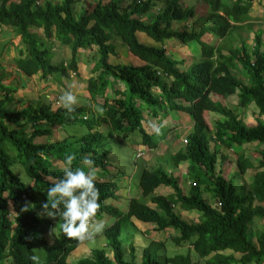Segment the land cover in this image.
Here are the masks:
<instances>
[{
	"label": "trees",
	"instance_id": "1",
	"mask_svg": "<svg viewBox=\"0 0 264 264\" xmlns=\"http://www.w3.org/2000/svg\"><path fill=\"white\" fill-rule=\"evenodd\" d=\"M82 2V11L75 5ZM254 0H198L192 7L180 0H110L106 3L87 0H62L53 3L43 0H0V27H11L13 35L21 38L17 56L10 59L20 72L28 77L40 74L43 80L70 71L78 73L80 51L93 50L98 62L87 81L90 99L104 96L102 115L97 117L84 113V107H75L69 119L63 108L53 109L46 101L38 108L31 105L12 111L9 104L18 88L4 83L6 74L0 72V264H73L69 255L84 242L68 238L60 230L59 220L54 221L42 214L41 204L46 202V190L62 176L66 154L74 156L73 167L83 157L94 161L106 175L109 174L106 136L99 130L104 123L113 134L141 135L143 143L150 148L158 145L144 129V114L141 104L157 108L162 104L170 110L186 112L194 121V129L185 139L187 143L172 157L174 167L188 163L187 172L193 183L188 192L178 185V178L163 167L146 169L140 177L143 198H133L127 212L104 201L116 197L118 183L96 181L100 208L96 217L105 214L116 219L104 234L106 248L94 249L91 255L74 264H197L191 255H176L160 261L162 243L149 240L142 256L132 253L124 257L121 234L124 224L133 217L155 225V230L172 227L179 232L173 241L177 246L189 242L192 249L205 264H264V233L251 239L249 224L255 217L264 220V121L246 123L243 116L227 106L221 99L213 100L211 94L228 98L237 93L239 106L248 108L254 104L264 117V40L263 31L255 33L254 45H247L242 34L239 48L225 54L217 46L205 40L209 33L219 39L235 37L241 29L253 31L250 16ZM158 2L163 8L145 21L142 17L151 13ZM206 15V23L199 29L195 26L198 14ZM185 20L182 29L172 27L173 22ZM37 30L42 31L39 35ZM137 32L146 33L155 42L177 39L183 44L197 42L201 47V60L181 70L177 60L166 54L159 46L140 41ZM239 33V32H238ZM111 34L118 36L129 51L145 62L143 65L113 64L109 61L115 47L110 43ZM58 47H46V43ZM12 45L9 41L2 49ZM68 46L71 55L59 64L50 57ZM95 48V49H94ZM66 50V49H65ZM55 52V51H54ZM0 51V57L3 58ZM171 82L168 83V80ZM122 83L124 90L115 89ZM121 97L110 99V90ZM157 90V92H155ZM92 107V106H91ZM154 114L155 110H153ZM211 113L221 119L212 124ZM25 121L32 130L26 133L19 126ZM78 123L87 126L88 133L75 132L61 141L36 143L38 136L51 135L53 126L66 130ZM13 125L14 128H11ZM51 127V128H50ZM214 145H211V142ZM254 143L260 149L257 166L244 153L237 151L236 168L232 159L221 152ZM21 164L33 185L24 184L12 167ZM251 168H257L245 195L235 185ZM227 173V176H225ZM165 185L174 189V194L156 195L155 190ZM211 191L219 209L207 201L203 190ZM154 207H151L147 201ZM258 201L259 205H254ZM180 204L185 210L201 213L198 222H188L175 213ZM41 210V214L40 211ZM47 235L54 240L48 242ZM132 250H134L132 248ZM113 253V258L109 253ZM38 257L32 261L30 257ZM43 259V262H40Z\"/></svg>",
	"mask_w": 264,
	"mask_h": 264
},
{
	"label": "rangeland",
	"instance_id": "2",
	"mask_svg": "<svg viewBox=\"0 0 264 264\" xmlns=\"http://www.w3.org/2000/svg\"><path fill=\"white\" fill-rule=\"evenodd\" d=\"M13 1L17 2L18 0H13ZM43 1L44 3L47 1H51L53 3L62 2V0H43ZM93 1H99V0H87L88 5L92 4ZM101 1L105 3L110 0H101ZM157 4H161V6H163V2H158ZM255 4H254L255 9H252L250 13L252 17H259L260 20L258 22H253L254 18H251L252 20H248V22H253V31L245 32L244 35H242L244 38H247L246 39L247 45H251V46L254 45L255 33L258 30L263 31V40H264V0H257ZM81 9H82V2L79 1L75 5V10L76 12H79ZM159 11H160L159 9L154 7L152 12L146 14V16L152 15V13H154L156 16V13H158ZM195 22L197 24L195 27L199 29L201 27L200 21L196 20ZM184 24H185V20L181 22H177V29H182ZM37 32L39 35H42L41 30H37ZM17 37L18 36L13 35V33L2 34L0 36V51L3 52V54L5 55L4 57L5 59L0 57V72L3 71L6 74V77H4L3 81L6 85H12V86L14 85L18 88L17 92L14 93L15 100L9 104L10 110L15 111V110L21 109V107L27 103H30V105H32L33 107H38L41 103L46 102V101L51 102L53 107L57 108L58 105H60L59 96L61 95L63 91L67 90L69 86H71V90L73 94L77 92L76 96L78 99V103L74 107H84V113L92 117H97L103 114L104 108L102 106L104 103V96L102 98H99L98 100H94V99L92 100L90 99L91 95L86 87L87 80L91 77V74H92L91 65L93 63H96L98 59V57L95 56L96 60H94L93 50H85L81 52V55L79 56V59L82 62L80 63L81 72H79L81 76H79L78 74L74 75V72H71L72 76H70V74L68 76H65L62 74H56L54 76H51L48 81L44 80L48 84L38 83L34 85L36 81H39V82L41 80L43 81V79L39 75L37 76L35 75L33 77H28L25 74L24 76H21L20 74L18 76L13 75V71H12L13 64L10 62V59H13L14 57L17 56L18 48L14 46L15 48L2 49L5 46V43H8L9 41L12 44H14L13 39H16V42L19 41L20 43L21 38L18 37V39H20L18 40ZM237 39L238 40L234 38L227 39L226 42L224 43V47H230L229 50L239 48L240 43H241V38L238 37ZM110 43H112V45L115 47V52L119 54L122 59H124V56L126 57L129 55V53H131L128 47L122 42V40L114 34H111ZM192 44L199 47V52L201 51V47L199 46L197 42H192ZM10 46L11 45H8L6 47H10ZM46 47L50 48V47H58V46L57 44L52 46L50 43L47 42ZM167 47L170 48L174 46L168 45ZM64 48L66 50L62 49L60 53L58 52L61 50V48H58L57 51L54 49L53 51H55L56 53L55 57L51 56V52H50V57L54 64H59L60 62H62L64 59L68 58L71 55L70 48L68 46ZM229 50H228V53H229ZM117 54L115 57L110 56L109 61L112 63H116L117 59L119 58ZM117 62H119V64H122L120 60ZM126 62H129V61L126 60ZM183 65L186 67V64H183ZM78 70H79V67H78ZM47 88L49 89L46 91H43L44 89H47ZM116 88L122 89L123 86L117 85ZM109 95L111 96L110 99L113 102L116 94L113 93L112 88L109 92ZM120 96L121 95L117 97H120ZM2 97H3V94L0 93V99ZM228 99L229 100H228L227 106L234 109L237 113L242 114L243 119L247 123L251 125H255L257 124L258 120L264 121V117H261L259 115L257 108L255 107L254 104H252L250 108L246 109V108L240 107L239 102L233 101L234 98H228ZM57 100H58V104L56 102ZM214 100L217 101V99H214ZM140 106L143 111H145L148 108L144 103H141ZM174 113H180V115H184L190 121H193L191 115L188 113L180 112V111H174ZM218 116L222 117L219 114L211 113L208 116V118H210V122L214 124L216 119H218ZM8 125L11 126V128H14L13 125H10V124ZM157 127L155 128V130L157 129ZM169 127H171L172 129L170 128L171 131L169 130L170 132H168L167 138L161 140V142L159 143V149L157 150L155 149L154 151L150 153V155L151 154L153 155V153H155L156 157L159 156L162 159H165L166 156H168L166 152L170 150L168 161L171 163L168 166H166L165 164H163L162 161L157 160L155 156L151 157L148 163L145 162L146 148L145 146H142V147L137 146V143H136L137 139L142 138L141 135H139L138 133L113 134L111 132L110 127L103 123L99 127V130L106 136L107 146H108V149L110 150V154L108 157L109 163L115 169L117 168V169L122 170L120 174H116L118 172H115L113 169L111 174L107 175V177L110 180H113L119 184L118 182L119 175L121 176L124 173L130 175L133 172V169H136V170L142 169L144 166V162H145V164H147L146 166L149 168H152V167L154 168V166L155 167L163 166V168L168 169V173L178 178V185L184 191V193L188 192L193 183V180H191L189 176L187 175L185 176L182 173V171H185L184 168L182 167L179 168V166L174 167L172 163V154L175 150L178 151V149L176 148H180L184 146V141L182 142L181 138H185V135L183 134V131L176 130L174 128L175 127L174 125L170 124ZM19 129H22V130L24 129L26 133L28 134L32 132L29 125L25 123V121L21 124V126H19ZM193 129L194 127L189 131V133H191ZM176 131H177V135H176L177 137H175ZM74 132L78 135H82V134L88 133V129L86 125L81 124V123L67 127V129L64 130V132L60 128L54 126L53 133L51 135L38 136L34 139V142L51 143L55 141H61L64 138H66L67 135L73 134ZM156 136L157 138L160 137L159 135H156ZM175 144H176V148L174 149L173 146H175ZM211 145L212 146L214 145L213 141L211 142ZM258 148L259 147L256 144L248 143V144H244L243 146L239 148H235V149H224L223 148L221 152L225 153L232 159L233 163L231 166L234 170L236 168L235 162L238 156L237 151H240V150L244 151L246 156L250 157L253 163L257 166L259 162V159L257 158L258 157L257 153L260 150ZM139 153L141 154L139 155ZM95 168H96V171L101 172V169L99 167H95ZM12 169L24 184L33 185L34 181L29 176H27L21 164L15 165L14 167H12ZM256 171H257V168H251L243 177L235 180V185L237 186L240 192H243V194L246 195L248 193L249 185L252 182ZM225 176L228 177L227 173H225ZM96 181H99V180H96ZM166 187H169V186L160 185L159 188L155 190L154 194L155 193L159 194L160 189H163ZM121 188L122 187H120L119 189ZM119 192L117 190L116 197L106 199L104 201V204L105 205L113 204L119 207L120 209L124 210V201H122L120 196L118 195ZM161 192L164 195L174 194V189L170 187L169 189H166V190L163 189ZM134 193L138 194L139 196V193L136 190H134ZM203 196L207 201H209L213 205V207H216L217 209H219L220 204L217 200H214L213 195L210 190L204 189ZM141 198H143V195ZM108 200H111V202L107 203ZM254 205H259V202L254 201ZM150 206L154 207L153 204H150ZM174 210L177 215H179L182 219L187 220L188 222H194V221L197 222L200 219L201 213L199 211L185 210L184 208L181 207L180 204H177ZM39 212L41 214V210ZM108 217L110 219L109 224L105 225L102 231L103 234L101 232L100 234L95 235L93 238L88 239L87 240L88 243H85V245L80 246L81 245L80 244L77 247V249H75L74 252L71 253L69 257L70 262H74V259H75L74 254H76V252L79 250L84 251L79 255H87L89 253L91 255V251H93L94 249L106 248L108 241L106 239L104 232L106 228L111 225L110 223L116 220L114 217L110 215H108ZM51 219L56 222L58 221V217L51 218ZM105 223H108V222L106 221ZM143 227L144 229H147L146 234H139L138 231L133 226H131V223L123 225L121 240L123 242V249H124L123 253L126 259H131L133 252H135L136 256L139 257L140 259L142 256V251L144 247L147 246L150 243L149 240H151V241H156L158 243L163 244L159 251L160 261L162 263L164 262L166 257H174L176 255L190 254L193 262L197 264H205V261L202 258H200L199 255L192 249V246L190 245L189 242H186L180 246L176 245V243L173 241V238L175 236L180 235L176 229L172 227H168L164 230L154 231V229L152 227H149V225L147 224L144 225ZM262 233H264V220L258 217H255L253 221L249 224V235L251 239L257 240V237H259V235H261ZM47 240L48 242H52L54 240V237L52 235H47ZM132 248L134 250H132ZM109 255L111 258H113L112 252H110ZM82 258H86V257L80 256L77 262L80 261ZM40 262H43V259H40Z\"/></svg>",
	"mask_w": 264,
	"mask_h": 264
},
{
	"label": "crops",
	"instance_id": "3",
	"mask_svg": "<svg viewBox=\"0 0 264 264\" xmlns=\"http://www.w3.org/2000/svg\"><path fill=\"white\" fill-rule=\"evenodd\" d=\"M19 1V0H18ZM127 2H131L130 0H126ZM145 1V0H144ZM256 1L257 0H254L253 1V5H252V8L250 9V12H251V10L252 9H255V3H256ZM180 2L184 5V6H186V7H192V6H195V5H197L198 4V0H188V2H187V0H180ZM106 3V2H105ZM255 4V5H254ZM156 6V8L157 9H162L163 8V6H161V4H157V5H155ZM250 14V16H251V18H254L253 20V22H258L260 19H259V17H252V15H251V13H249ZM148 17L149 16H146V14L142 17V19L143 20H147L148 19ZM198 18H199V21H200V26H202V25H204V24H207L206 23V15H203L201 12H199V14H198ZM252 22V23H253ZM175 26V27H174ZM172 27L173 28H175V29H177V22H173V25H172ZM239 32V33H238ZM237 33H235V37H239L238 35H240V34H242V35H244V33L246 32V29H241V30H239ZM7 33H9V34H11V33H14L13 32V30H12V28L11 27H6V26H3V27H0V36L2 35V34H7ZM137 35H138V38L140 39V41L141 42H143V43H145V44H147V45H154V46H159V47H163V48H165L166 49V53H167V55H169L170 57H172L173 59H175V60H177L178 62H180L179 63V67H180V69L183 71V70H186L190 65H192V63H194V62H198L200 59H201V51L199 52V47H197L196 45H193L192 44V42L191 43H188V44H183V43H181L180 41H178L177 39H170V40H166L165 42H163V43H158V42H155L152 38H150L146 33H143V32H137ZM17 39H18V37H17ZM18 40H20V39H18ZM205 40L206 41H208L211 45H213V46H217L218 48H220L225 54L226 53H228V50H229V48L230 47H224V43L226 42V40L227 39H219V38H217V37H215V36H213V35H211V34H209V33H207V34H205ZM236 40H238V39H236ZM233 41V40H232ZM13 42H14V44H12L10 47H6V49H9V48H15L14 46H17L18 44H19V41H17L16 42V39H13ZM168 45H172V46H174V47H170V48H168L167 46ZM200 46V45H199ZM56 48V47H55ZM55 48H53L52 50H54ZM95 49V48H94ZM89 50V49H88ZM91 50V49H90ZM81 52H83V51H80V53ZM53 53H55L54 51H53ZM116 52L114 53V54H111L110 56H112V57H115L116 56ZM117 56H119V58L117 59V61H121V63L123 64H133V65H143V64H145V62L144 61H142L140 58H138L137 56H135V55H133L132 53H129V55L128 56H124V59H122L121 58V56L119 55V54H117ZM5 57V55H3V58ZM94 58V57H93ZM110 58V57H109ZM5 59V58H4ZM94 60H96L95 58H94ZM126 60H128L129 62H126ZM116 61V63H113V64H119V62H117ZM125 61V62H124ZM97 62H98V59H97ZM96 62V63H97ZM80 63H82L81 62V60L79 59V63H78V67H79V70H78V73L79 72H81V65H80ZM96 63H93L92 65H91V69H93V67H94V65L96 64ZM112 63V62H111ZM183 64H186V67L183 65ZM12 71H13V75L14 76H18L19 74L21 75V76H24V74L22 73V72H20L19 70H18V68L16 67V65L15 64H13V69H12ZM11 74V73H10ZM39 76H40V74H38ZM37 76V75H36ZM79 76H81L80 74H79ZM91 76H92V74H91ZM40 78V77H39ZM49 79H47V81H48ZM88 81V80H87ZM171 82V80L169 79L168 80V83H170ZM38 83H45V84H48L47 82H45L44 80L42 81H36L35 83H34V85L35 84H38ZM117 85H122L123 86V88L122 89H119V90H124L125 89V87H124V85L122 84V83H117L116 85H115V89H117L116 88V86ZM87 87V86H86ZM49 88H47V89H44L43 91H46V90H48ZM155 92H157V90H155ZM113 93H114V91H113ZM115 94V93H114ZM74 95H77V92L74 94ZM13 96H14V94H13ZM118 95H116V97H117ZM211 96H212V98H213V100L214 99H217V100H222L226 105H228V98H234V100L233 101H237V102H239V98H238V91H237V93L236 94H234V95H232V96H229L228 98H221V97H219L218 95H216V94H211ZM121 97V96H120ZM118 98V97H117ZM14 100H15V97H14ZM43 103H46V102H43ZM138 104H141V103H143V102H137ZM42 104V103H41ZM30 105V103H27V104H24L22 107H27V106H29ZM21 107V108H22ZM39 107V106H38ZM251 107V105L248 107V108H250ZM158 108H160V109H158ZM247 108V109H248ZM153 110H155V113H157V114H154L153 113ZM186 113V112H185ZM143 114H144V121H143V123H144V129L146 130V132L151 136V137H153V139L155 140V142L157 143V147L156 148H150L148 145H146V144H144L143 143V140H142V138H139V139H137L136 140V143H137V146H140V147H142V146H145V148H146V159H145V162H149V160H150V158L151 157H153V156H155V158L157 159V160H160V161H162L163 162V164H165L166 166H168L171 162H169L168 161V156L170 155V150L168 151V152H166L167 153V155L168 156H166V158L165 159H162L161 157H156V155H155V153H153V155L151 154L150 155V153L152 152V151H154L155 149L157 150V149H159V143L161 142V140H163V139H166L167 138V136H168V132H170L171 131V127H169V125L170 124H172V125H174L175 127V129L176 130H178V131H183V134L185 135V137L188 135V133H189V131L194 127V121H190L187 117H185L184 115H180V113H174V111L173 110H170L169 108H166V106L164 105V104H162L160 107H157V108H155V109H153V108H147L144 112H143ZM242 115V114H241ZM243 116V115H242ZM218 119H221V117H219L218 116ZM218 119H216V120H218ZM209 120H210V118H209ZM247 123V122H246ZM158 126V127H157ZM157 127V129L155 130V128ZM171 128V129H170ZM163 130V131H162ZM170 130V131H169ZM156 135H159L160 137L159 138H157V136ZM177 135V131L175 132V137H177L176 136ZM183 139H185V138H181V140H182V142L184 141ZM179 140H180V138H179ZM173 148L175 149L176 148V144H175V146H173ZM183 147H180V148H176V149H178V150H180V149H182ZM177 150H175L174 152H173V154H172V157H173V155L174 154H176L177 152H176ZM150 155V156H149ZM145 162H144V166H143V168L142 169H133V172L129 175V174H122L121 176L119 175V177H118V182H119V184H118V192H119V190H120V192L118 193V195L120 196V198H121V200L122 201H124V210H122V209H120L119 207V209L121 210V211H123V212H127L128 211V209H129V203H130V200H132L133 198H141L142 197V195H143V191H142V188H141V186H140V177H141V174L143 173V171H145L146 169H149V170H153V169H155V168H158V167H155L154 166V168L152 167V168H149V167H147L146 165L147 164H145ZM57 168H63L64 167V163L63 162H61V161H58V162H56V165H55ZM187 166H188V163H186V162H184V163H181L180 165H179V168H184L185 169V171H182V173L185 175L186 174V172H187ZM137 167V166H136ZM160 167H163V166H160ZM168 168V167H167ZM109 169H110V172H109V174H111V172H112V170L114 169V171L115 172H118V173H116V174H120L121 173V169H115L113 166H111V165H109ZM165 169V168H164ZM167 172H168V169H165ZM96 180H99V181H112V180H110L108 177H107V175L105 176L104 175V173H102V171L101 172H99V171H96ZM108 174V175H109ZM186 176V175H185ZM120 187H122L121 189H119ZM124 188V189H123ZM159 188V187H158ZM157 188V189H158ZM170 187H166V188H163L164 190H166V189H169ZM156 189V190H157ZM163 189H160V192H159V194H157V193H155L156 195H164V194H162V190ZM134 190H136L138 193H139V196H138V194H135L134 193ZM167 195H169V194H167ZM111 202V200H108L107 201V203H110ZM147 203L150 205L151 203H150V201L148 200L147 201ZM100 220H102L103 222H104V224L105 225H107V224H109V217H108V215H105L103 218H101ZM108 222V223H105V222ZM116 221V220H115ZM115 221H113V222H111L110 224V226H112L114 223H115ZM194 222H196V221H194ZM198 222V221H197ZM131 226H133L137 231H138V233L139 234H146V232H147V229H144V225H149V227H152L153 229L155 228V225H153V224H151V223H148V222H142V221H140V220H138L137 218H135V217H133L132 218V220H131ZM133 223V224H132ZM109 226V227H110ZM154 231H156L155 229H154ZM102 234H103V232H102ZM147 236V235H146ZM87 240L88 239H86V241H84L80 246H82V245H85V243H88L87 242ZM107 246V245H106ZM146 247V246H145ZM145 247H144V249H145ZM77 249V248H76ZM102 249V248H101ZM143 249V250H144ZM91 251V250H90ZM74 252V251H73ZM82 252H84V251H82V250H79V251H77L76 252V254H78V255H76V254H74V256H75V259H74V262H70L69 261V257H70V255H69V257H68V259H67V261H68V263H77V260H78V258H80V256L81 257H88L89 255H90V253L89 254H87V255H79V254H81ZM92 252V251H91ZM143 252V251H142Z\"/></svg>",
	"mask_w": 264,
	"mask_h": 264
},
{
	"label": "clouds",
	"instance_id": "4",
	"mask_svg": "<svg viewBox=\"0 0 264 264\" xmlns=\"http://www.w3.org/2000/svg\"><path fill=\"white\" fill-rule=\"evenodd\" d=\"M71 72L70 76H72ZM74 75H76L75 72ZM59 101L60 105L53 109L63 108L65 115L71 119V114L75 111L74 106L78 103L77 96L73 94L71 86L61 93ZM56 102L58 104V100ZM73 160L72 154L65 155L62 176L47 188V199L41 204V209L48 218L59 217V220L62 221L59 227L63 235L86 241L103 231L105 224L100 219L107 214L101 218L96 217L100 203L98 202L99 191L95 186L94 161L89 157H83L80 164L73 167ZM30 259L37 261L38 257L33 255Z\"/></svg>",
	"mask_w": 264,
	"mask_h": 264
},
{
	"label": "built area",
	"instance_id": "5",
	"mask_svg": "<svg viewBox=\"0 0 264 264\" xmlns=\"http://www.w3.org/2000/svg\"><path fill=\"white\" fill-rule=\"evenodd\" d=\"M185 141V143H187V140H184Z\"/></svg>",
	"mask_w": 264,
	"mask_h": 264
}]
</instances>
